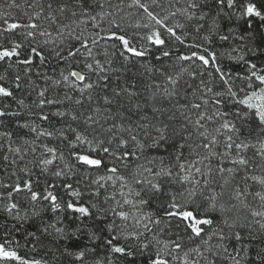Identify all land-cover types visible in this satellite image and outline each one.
<instances>
[{"label": "snow or ice", "instance_id": "obj_1", "mask_svg": "<svg viewBox=\"0 0 264 264\" xmlns=\"http://www.w3.org/2000/svg\"><path fill=\"white\" fill-rule=\"evenodd\" d=\"M6 7L0 10V124L16 117L19 130L66 141L75 164L48 144L26 160L37 140L13 147V133L0 132L9 141L2 159L13 166L11 182L0 181V212L17 222L0 225L6 229L0 264H42L22 256L9 238L30 216L41 224L27 236L69 241L62 255L71 264H87L100 247L96 241L107 255L93 264H264V64L250 58L259 50L251 21L264 23V0H8ZM225 18L243 20L249 30L225 33ZM229 40L238 44L217 51ZM224 56L244 71L224 67ZM137 68L148 73L147 82ZM31 92L40 112L28 115L48 122L45 107L64 105L51 115L64 118L65 128L20 122L18 109L29 108L24 95ZM169 142L178 149L174 164L161 159L157 167L156 157L145 156ZM33 168L56 181L83 176L96 197L110 182L114 191L105 202L115 206L81 203L80 180L46 178L41 188ZM145 206L154 210L144 212ZM46 210L54 220L44 221ZM109 213L110 220L98 219ZM85 219L96 222L89 227Z\"/></svg>", "mask_w": 264, "mask_h": 264}, {"label": "trees", "instance_id": "obj_2", "mask_svg": "<svg viewBox=\"0 0 264 264\" xmlns=\"http://www.w3.org/2000/svg\"><path fill=\"white\" fill-rule=\"evenodd\" d=\"M18 3L22 2V0H17ZM131 0H125V3H130ZM7 3L8 0H0V10H8L7 9ZM14 15L19 16L20 13L13 9L11 10ZM138 18V17H137ZM133 23L135 20L132 21ZM252 28L251 30L255 32L256 34V40L254 41V44L258 47V51H256L254 54H250V58L253 59V62L257 63L258 65L264 64V23H262L258 18H253L251 21ZM221 27L223 32H227V29L229 27H234L236 28L237 32L249 30L248 25L243 21H229L227 18L221 20ZM238 44V41L235 40H229L227 44H224L223 47L220 46V44H217V51H223L225 49L229 48V45L235 47ZM222 64L224 67L231 69L233 72H243L244 67L243 65L237 64L236 61L229 60L227 56L221 57ZM53 64L55 61L52 62ZM63 66V65H61ZM159 67V65H156ZM168 71H173V69L169 68L167 69ZM42 71H47V68L43 69ZM134 71H137L138 73H142L143 75L141 76V81L147 82V77L148 73L145 72L144 69L142 68H137L134 69ZM51 75V72H49ZM153 75H156L155 73ZM33 79H36V77H33ZM185 79H189L187 76H185ZM189 83H192L193 86L195 87L198 84V81H192L189 80ZM37 84L42 88L44 87V84L42 81L37 80ZM219 90V89H216ZM140 91L145 92L146 91L143 87V83H141L140 86ZM55 94V91L50 89L49 90V97H52ZM20 94H18L19 96ZM60 95L62 96L63 93L61 92ZM25 99V104L29 105V108H24V109H18L21 113L19 120L21 123L23 122H35V124L39 125L41 129H46L48 131H53L54 129H62L65 128L64 124V118L56 117L51 115V113H54L57 110V107L60 108V110H64V105L60 106H46L44 111L46 113H49V121L48 122H42L36 118V115L29 116L28 112L29 110L33 113H39L40 109L36 108L33 105V101L37 99L36 93L31 92L30 95L25 94L24 95ZM12 108L16 109L17 106L15 103L12 104ZM177 118H180L179 112L176 113ZM16 117H11V118H4L3 124H0V132L3 131H10L13 133V147L17 145L22 144V139H36L37 140V152L35 155H33L31 152H29L28 156L26 157V160H33L34 158H38L41 155L42 149H40L38 146L40 144H48L49 146H55L58 147L59 150L64 152V155L67 159V162L69 164H75V161L72 160L68 156V149L66 147V141L61 142L59 139L56 137H40L36 138L35 133H30L28 129H23L19 130L16 128ZM239 123V122H238ZM191 127V126H190ZM211 127V126H210ZM194 131V129H192ZM69 139H72L71 136H69ZM9 143L8 139L6 137H0V144L5 145L4 148L0 149V181L4 183H10L11 180L9 179V176L11 174V171L13 170V166L10 165V161H4L2 159L3 155L6 154L7 149L6 145ZM195 147V146H194ZM178 149H176L174 146H172L171 142L168 144H161L157 149H152L149 152L145 153V156L148 158L151 157H156L155 164L158 167L160 164V160H163V163L165 165H170L175 163V155ZM251 155V152L249 153ZM184 156L185 158L189 157V150L185 149L184 150ZM194 158V157H192ZM11 159V156H10ZM142 162V161H141ZM58 165L63 166V162L57 161L56 162ZM24 164L21 163L20 167H23ZM29 167H33V165L29 164ZM55 170V169H53ZM81 172L84 171L83 168L80 170ZM259 171V170H258ZM33 180H38L39 185L42 188L45 180L47 178L48 182H57V183H62V182H69V183H75V181L80 180L82 183L77 185L81 190H84V196L82 200L80 201L81 203H93L97 204L99 207H102L104 209H108L110 206H115V202L112 200H109L105 202V197L106 196H111L114 189L111 187L110 182H108L106 187H103L100 189V195L98 197L93 196L91 192L96 188L95 185H93L90 189H86V185L89 183V181L80 175L76 176H71L70 178L65 181L64 178H60V180L56 181L54 177L51 176V172L48 174H41L39 168H33ZM95 175H104L103 172H100ZM12 180L15 179V177L11 178ZM239 179V178H238ZM104 181H101V184H104ZM58 192L61 194L64 192L63 188H58ZM125 193L127 194L128 189H124ZM135 191H140V187L138 186H133V192ZM129 199H133V196H128ZM116 199L121 200V196L119 195V192L117 191L116 193ZM125 211H129L130 209L125 206ZM154 209L149 206H145L143 208L144 212H149L153 211ZM30 212L31 209H28ZM92 212L95 213L96 210L92 209ZM21 214H25L24 212V206L22 203V208H21ZM61 216H65L68 214L65 213H60ZM42 216L44 218L45 222H48L50 220L55 219V214L51 213L50 211H45L42 213ZM68 219H71V216L68 215ZM98 219H103L105 221H108L111 219V213L107 217H98ZM96 221L92 219H85L83 221L84 224L89 225L91 227ZM7 224L9 228H11L13 225L17 224V222L13 221L11 218L6 217V214L0 212V225H5ZM41 220L38 217L30 216V218L27 221H24L22 223H19V228L20 231H11L10 232V237L9 238H14L16 241H18L20 248L19 252L22 256H26L28 259H35V260H40L42 264H71V258H66L64 255H62V252L64 248L69 244V241H62L59 239H56L55 236H48L46 234H40L37 233L39 239L37 240L34 237L27 236L28 231H36L37 227L40 226ZM6 229L0 227V236L3 235V232ZM81 247L83 246L84 243H87L86 235H82L80 237L79 241ZM96 244L100 245L96 249V252L94 254H90L87 257V264H93V260L95 258H103L104 256L107 255L106 249L103 247V242L102 241H96ZM15 246V245H13ZM75 248V244H73V247L70 248L69 250L72 251ZM219 264V262H218Z\"/></svg>", "mask_w": 264, "mask_h": 264}]
</instances>
